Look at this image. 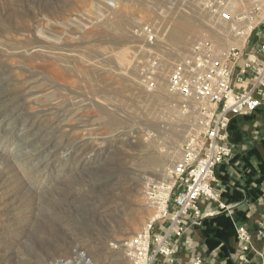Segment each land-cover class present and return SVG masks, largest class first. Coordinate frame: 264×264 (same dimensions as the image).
<instances>
[{
	"label": "rangeland",
	"instance_id": "1",
	"mask_svg": "<svg viewBox=\"0 0 264 264\" xmlns=\"http://www.w3.org/2000/svg\"><path fill=\"white\" fill-rule=\"evenodd\" d=\"M69 1L75 5L73 9L77 15L73 20H58L57 23L43 21L47 11L41 10V3L37 0H18V3L16 0L6 1L11 7L17 4L19 9L23 7L22 14H30L28 26H37L41 31L38 36L48 40L45 41L43 53H37L36 57L35 49H28L29 51L18 57L11 54L16 51L7 47L14 44L13 47L18 49L17 46H23L22 43L30 45L33 38L15 36L10 30L0 36V91L17 88L24 82L30 84L28 87H32L26 89V99L19 96L22 114L16 120L18 124L12 120L8 125H0V135H15V140L8 150L3 151L0 148V155L5 156V160L12 161L18 140L23 135L28 140H36L25 150L27 153L32 148L42 146L46 141H52L55 148L47 152L52 154L45 153L38 158L39 165H36L40 170L42 164L51 162L40 171V176L34 177L31 174L37 168L36 165L23 173L24 175L20 173L29 183L30 190L27 194L34 201H44L54 215L52 239L56 243L58 238L65 240L61 243L64 250L68 242L69 248L66 250H69V253H82L85 264H133L127 244L124 245L129 242L127 237L135 236V232H131L129 218L135 213H140L137 209L145 208L146 202L150 204L149 184L158 183L164 176L169 178V169L180 157L179 145L181 148L187 138L199 130L197 115L191 110L195 106L188 104L185 110L179 108V99L167 92V77L184 49L195 39L208 37L209 34L192 32L179 43L170 38L172 19L185 13L176 12L161 17L160 10L168 6L169 0H119L123 4L126 3L128 12L119 30L105 27L104 23H110L111 16L115 13L106 7V0ZM114 1L117 4L118 0ZM179 3L180 0L171 2L177 6ZM57 6H60L58 2L51 1L52 11H55ZM189 12L192 17L188 20L196 21L199 11L193 9L187 13ZM35 15L36 18L32 17ZM203 15L206 16L205 19L211 20L209 15ZM145 19L156 21L163 35V43L155 47L156 55L149 57L140 52L134 59L131 53L136 52L143 41L133 36L131 31L139 23L146 21ZM10 24L12 28L18 25L14 22ZM218 25H221V29L215 30L224 37L226 25ZM263 30L264 21L250 34L244 49L256 45L257 36ZM218 42L222 45L229 44L220 40ZM170 53L175 55L166 69H162V76L165 75L163 81L157 74ZM52 56H57V59L53 60ZM67 67L74 71L73 77L68 75L65 70ZM84 70L89 71L87 76H83ZM50 87H61L68 92H76L75 96H70L69 105H79L78 120L67 122V131L56 133L55 137L51 135L54 127L63 124V116L75 106H56L60 115H49L51 111L44 108L42 103L50 99ZM12 92H17L18 95L24 93L19 89H13ZM32 114H36V118ZM32 119H35V122L44 120L45 124H41L39 128L33 126L34 128L31 127L28 131L20 130V125L25 128ZM80 124L88 128L86 135L78 137V134L71 132L68 136L69 128ZM42 128L50 135L44 138L41 134ZM86 141L91 143L84 154H79L75 146ZM63 143L67 148H61ZM17 157L23 159L19 153ZM148 159L158 163L150 164ZM161 163L164 165H160ZM79 179L84 180L83 188L76 186L80 189L72 192L69 197L59 198L62 190L74 185ZM4 192L6 194V191ZM170 198H173V193ZM18 210L5 209L8 216L0 219V253H3V250L8 252V257L0 264H30L28 259L31 255L46 245L44 240L38 239L42 234H37L39 230L31 221L32 214L30 219L22 220L19 217L25 216L26 212ZM150 211L153 212L154 209ZM38 212V209H34L33 216ZM168 221L166 218H160L155 220L152 227ZM141 227L140 225L135 231L140 232ZM43 235L48 236L45 233ZM82 242L85 243L84 247L81 246Z\"/></svg>",
	"mask_w": 264,
	"mask_h": 264
},
{
	"label": "built area",
	"instance_id": "2",
	"mask_svg": "<svg viewBox=\"0 0 264 264\" xmlns=\"http://www.w3.org/2000/svg\"><path fill=\"white\" fill-rule=\"evenodd\" d=\"M172 1L160 10L161 17L194 9L209 15L212 24H225V36L233 40L222 45L209 36L195 39L179 55L167 77V92L179 99V108L195 106L191 110L197 115L199 130L183 143L179 159L169 169L170 184H149L148 200L157 213L127 243L133 264H155L157 255L170 256L169 234L180 237L187 217L193 219V224L199 223L203 216L200 201L217 197L211 186L214 169L231 155L232 145L226 131L229 120L264 106V30L257 36V47L244 52L250 34L264 21V0H180L178 6L171 4ZM106 7L117 9L114 0H107ZM145 20L131 31L143 41L131 53L134 59L140 52L149 57L156 55L155 47L163 43L156 21ZM234 70H237L235 79ZM260 202L263 213L259 225L264 228V181ZM160 218L169 220L163 234L156 233L152 227ZM235 238L239 264L246 261L244 255L254 248L244 225L235 226ZM193 264L204 263L196 256Z\"/></svg>",
	"mask_w": 264,
	"mask_h": 264
},
{
	"label": "bare ground",
	"instance_id": "3",
	"mask_svg": "<svg viewBox=\"0 0 264 264\" xmlns=\"http://www.w3.org/2000/svg\"><path fill=\"white\" fill-rule=\"evenodd\" d=\"M6 1H8V0H0V36H4L10 30V32L15 36L21 35V36H27L28 38L30 36L31 38H33L32 39L33 42L30 45H29V43H27L25 45H28V46H25L22 43L23 46H17L18 49H21L23 47L22 50H18L16 48H14L13 47L14 44L10 45V47H7L8 49H11V51H16V52H12L11 54L14 56L21 57L22 54L24 52H26L28 49H35V51H36V54L34 55L35 57H36L37 53H43L42 49L45 48V46H46L45 41H47L48 38L43 37V36H38L41 31H39L37 26H33L32 28H30L31 26H28L30 14L29 13H27L25 15L22 14L21 10L23 7H21L19 9L18 4L15 5L14 7H11L9 5V3H7ZM37 1L39 3H41V5H40L41 10L47 11V15L44 14L45 18L43 21H51L52 23H57L58 20H61L62 22H66L67 20L68 21L73 20L75 18V15H77L76 11L73 9L75 5L72 3L70 4L69 0H37ZM51 1L58 2V5H60V6H57L58 8H55V11H52L53 9H51ZM16 2L18 3V0H16ZM116 5H117V9L114 10L115 13H114V15L111 16V21L109 20L110 23H108V24L104 23L105 27L109 28L110 30L111 29L119 30L120 26L122 25L124 18L128 15L127 14L128 12L126 10V7H127L126 3L123 4L118 0ZM203 14L204 13H202V12H197V17L195 15L196 21L194 20L193 22L191 20L190 21L188 20V18L192 17L191 12L185 13L184 15H181L180 17L179 16L174 17L172 19V29H171L170 34H169L170 38L174 39L177 43H179L188 34H190L192 32L196 33L197 31H200V32L208 33L209 36L215 41L220 40V41H225V42L231 43L233 38L232 39L231 38L226 39L225 37H221L220 33H218L216 31V30L221 29V25L212 24V22L210 20L205 19L206 16L204 17ZM32 17L36 18V15L32 16ZM11 22L17 23L18 24L17 27L12 28L11 24H10ZM36 23H38V19H36ZM42 33H44V32L42 31ZM28 38H26V39H28ZM49 40H50V38H49ZM174 55L175 54L169 55V57L167 59H165V62L162 63V65L160 66V69H159L158 74H157L158 77H160L159 79H163V81H164L165 75L162 76L164 74L163 70L166 69L168 64H170V60H172V58H174ZM118 56H119V54H118ZM52 57H53L52 58L53 60L57 59V56H52ZM6 70H8V69H6ZM65 70L68 72V75L70 77H73L75 75L74 71L71 70L70 67L65 68ZM82 72H83V76H87L89 71L87 72V70H84ZM59 79L65 80L62 77H59ZM23 84H26V86H24ZM23 84H20L19 87H17V88L11 87L12 89L9 88V89H4V90L0 91V99H1L0 100V125H8V124H10L9 122H11L12 120H14L16 122L17 118L19 116H21L20 114H22V113H20V108H21L22 104L20 103V100H18L20 98L19 96L24 97L26 99V96H27L26 93L28 91V90L26 91V89L32 88V87H28L30 85L29 83L24 82ZM13 89H19L21 91H24V93L23 94L19 93V95H18V93H17L18 91L12 92ZM50 89L54 90L55 93ZM49 90L50 91L48 93H50V96H49L50 99L48 100V102H44L42 104H43L44 108H46L48 111H51L49 113V115H51L52 117H53V115L58 114V111H57L58 106H61L63 104H65L67 106H75L74 108H72V110H69V112H67L65 114V116H63V120H62L63 124L56 125L54 127V132L51 131L52 132L51 135H53L55 137L57 135L56 133L61 134L62 132L67 131L66 130V129H68L67 125H66L67 122L69 123L71 121H77L78 120L77 117H79V116H78L77 107H79V105H77V104H70L69 105L70 96H72V95L75 96L76 92H68L61 87H57V88H55V87L51 88L50 87ZM31 92H33V91H31ZM28 94H29V92H28ZM39 106H41V105H39ZM7 110L9 111V113H7ZM39 110H41V109H39ZM43 111H46V110H43ZM29 112H30V110H29ZM35 113L38 114L37 112H35ZM36 114H32V115L36 118ZM59 115L60 114H58V116ZM63 115H64V112H63ZM47 118H49V117H47ZM22 121H23V119H22ZM38 121H40V120H38ZM43 121L35 122V119L34 120L32 119L29 121L30 124L27 125V127H25V128L20 125V130L28 131L33 126L36 128H39L41 126V124H42V126H44L45 123L43 124ZM42 129L43 130H41V134H42V136H44V138L47 135L48 136L50 135L47 133V131L44 128H42ZM87 129L88 128H86L85 125H83V124L77 125L75 128L74 127L69 128L68 136L71 132H73L76 135L78 134V137L79 136L83 137L86 135ZM53 136H52V138H53ZM74 137L75 136H73V138ZM14 140H15V135L1 134L0 135V148L3 151L8 150L9 145L13 144ZM18 141H19L18 145L16 146V149L14 152V155H15L14 159L13 160L11 159L12 161H10V159L5 160L6 157L0 155V219L7 218L8 215L4 211L5 209L7 211H9V210H11V209L13 210L15 208V209H19L18 212H22V213L26 212L25 216L19 217L22 220L24 218L25 219L29 218L30 215L32 214L31 215V219H32L31 221H33V224L39 230V233H37V234L38 235L42 234V235L38 236V239L44 240L46 242V245L40 247L39 251H37V252L35 251V253L31 255V258L28 259V263H30V264H85L84 258L81 255L82 253L78 254L77 251L69 253V250H66L69 248L68 242H66L67 244H65V247H66L65 250L63 248H61L64 246V245H61V243L65 240L58 238V240H57L58 242L57 243H56V241L54 242V240L52 239V236L54 234V227H55L54 226V215H53L51 209H49V207L44 203V201H42V200L34 201L33 198L27 194L30 190L29 183L26 180H24L21 177L22 175L20 174V173L25 174L29 168H32L34 165H36L39 162L38 158L40 156H42L43 154L45 155V153H47L50 149L55 148L54 146H52V141L51 142L46 141L42 146L30 149L28 151V153L25 150L29 149V147H31L36 142V140H33V139L28 140L23 135V137L21 139L19 138ZM65 141H67V140H65ZM90 143L91 142L86 141V142H82L81 144H77L75 147L80 152L79 154H84ZM73 145H75V144H73ZM180 146L181 145H179L178 149L181 151ZM62 147H63V149L67 148L65 143L61 144V148ZM21 150H24V151H21ZM18 153L20 154V156L23 157V159H18V157H17ZM47 154H52V153H47ZM75 154H77V153H75ZM147 161L150 164L153 163L154 165L158 163L156 161L155 162L150 161L149 159ZM55 162H56V160H54L53 163H55ZM25 163L26 164L28 163V164L26 165ZM50 163L42 164L41 166H43V167L41 170H43ZM37 165H39V164H37ZM37 165H36V167H37ZM160 165H164V163H161ZM41 170H40V168L37 167L34 171L31 172L32 176H34V177H38V175L40 176ZM155 173H156V171H155ZM159 182L164 183L166 185L170 184L169 178L165 177V176ZM76 186H80L81 188H83L84 180L79 179L74 185H69L68 187H66V189L62 190L63 192L61 194H59V198L69 197L72 194V192H75L77 189H80V187L77 188ZM4 188H7V190H5ZM4 191H6V194ZM137 191H138V189H136V193H137ZM136 195H138V194H135V196ZM144 206H145V208L139 207L137 209L138 212H140V213H138V214L135 213L134 215L130 216V218H129L128 223L130 224L131 232H135V235H137L139 233L138 231H135V230H137V228L140 225L142 226L140 229L143 230L144 228H146L147 224L149 222H151V220L154 218V215L157 213L156 210L153 212L150 211V210L155 209V208L153 206H150V204L148 205L147 202ZM34 209H38V211H39L35 216H33V210ZM146 216H147V220L144 221ZM52 218H53V220H52ZM43 233H45L48 236H44ZM0 234H1V232H0ZM129 239H131V237H127V240H129ZM126 244L127 243H124L125 246H126ZM81 246L84 247L85 243L82 242ZM72 255H74V256H72ZM7 257H8V252L6 253V251L3 250V253H0V263H2L1 261L6 259ZM58 258H64V260H59ZM65 260H68L69 262H67Z\"/></svg>",
	"mask_w": 264,
	"mask_h": 264
},
{
	"label": "crops",
	"instance_id": "4",
	"mask_svg": "<svg viewBox=\"0 0 264 264\" xmlns=\"http://www.w3.org/2000/svg\"><path fill=\"white\" fill-rule=\"evenodd\" d=\"M256 47L257 41L244 52ZM236 73L234 70L233 79ZM229 130L231 155L216 166L211 182L216 199L200 201L203 216L199 223L193 224V219L187 217L180 237L169 234L172 254L157 255L155 264H193L196 256L204 264H238L236 225L247 228L254 248L239 264H264V228L259 225L263 213L260 183L264 180V106L249 115L233 117ZM236 132L240 134L239 141ZM220 214L230 219V228L224 230L212 219ZM168 225L169 221L160 222L154 231L163 234Z\"/></svg>",
	"mask_w": 264,
	"mask_h": 264
},
{
	"label": "trees",
	"instance_id": "5",
	"mask_svg": "<svg viewBox=\"0 0 264 264\" xmlns=\"http://www.w3.org/2000/svg\"><path fill=\"white\" fill-rule=\"evenodd\" d=\"M232 120H233V118L232 119H230L229 120V122H228V125H227V128H226V131H227V135H228V140L231 142V137L229 136V127L231 126V122H232ZM240 138V134L239 133H237L236 132V140H240L239 139ZM233 141V140H232ZM224 162V161H223ZM222 162V163H223ZM216 168V167H215ZM215 170V169H214ZM264 181V180H263ZM262 181V182H263ZM261 182V183H262ZM261 183H260V185H261ZM260 192H261V190H260ZM213 220H216V222L219 224V225H221L222 226V229L224 228V230H226V229H228V228H230V226H231V223H230V219L228 218V217H226L224 214H220V215H218V216H216V217H213L212 218ZM206 221V219H204L203 221H202V223H204Z\"/></svg>",
	"mask_w": 264,
	"mask_h": 264
}]
</instances>
